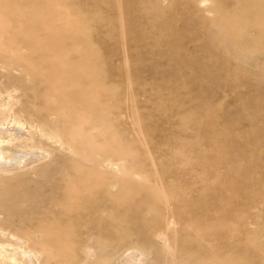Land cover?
I'll list each match as a JSON object with an SVG mask.
<instances>
[{"label": "rangeland", "instance_id": "1", "mask_svg": "<svg viewBox=\"0 0 264 264\" xmlns=\"http://www.w3.org/2000/svg\"><path fill=\"white\" fill-rule=\"evenodd\" d=\"M0 91L55 139L0 177L41 264H264V0H0Z\"/></svg>", "mask_w": 264, "mask_h": 264}, {"label": "bare ground", "instance_id": "2", "mask_svg": "<svg viewBox=\"0 0 264 264\" xmlns=\"http://www.w3.org/2000/svg\"><path fill=\"white\" fill-rule=\"evenodd\" d=\"M1 93L3 94V92L0 91V96L3 97L1 95ZM10 98H12V96ZM4 100H6V99H4ZM11 100L12 99H10V101ZM0 101H2V102H0V113H7V115H8V116H6L7 118L0 121V177H5V176H10V175L14 174L15 172H19L21 170L30 171L42 159L50 158L52 155L50 152L51 150L49 149V146L47 145L48 143L44 142V141L54 143L55 139L53 138V136L48 135L38 125L29 124L25 119H23L21 116L18 115L17 111L13 112L12 105H11V107L9 106L10 101L6 100V102H3V100H1V98H0ZM58 135L59 134H57V137H59ZM147 136L151 137V136H153V133H151V134L148 133ZM145 140L146 139L144 137L141 141L142 146H144V144H146ZM22 146H27V148L24 149ZM147 148H149V147H147ZM153 152H154V150H153ZM165 163H167V161H165ZM162 171L159 170V171L155 172L156 173L155 183L158 186L159 190H161L162 195H164L165 202L163 205L165 207L164 208L166 211L165 213L168 214V216H169L168 208H170L171 202L169 200L170 199L169 196L167 195V188L163 184L169 185V184L174 183V182H172V180H170L173 173H171V174L168 173V170H162ZM174 174L175 175H173V176H176L177 172H174ZM158 175H160V176H158ZM163 177L166 179L167 183L161 184V183L157 182V180H162ZM78 195L80 196L79 193H78ZM78 195L74 196L75 199L79 197ZM220 197H221V195L218 198H220ZM72 206L76 209V213H75V218H76L75 227L76 228L75 229L79 230L81 228V224H80L81 212H82L81 202L77 201L76 203L72 204ZM213 214H214V212H213ZM210 216H212V214ZM217 219H219V218H217ZM169 221L173 222V220H171V219ZM158 222L159 223L156 224L157 226L156 225H153V226L148 225L146 227L144 226L141 229L142 234H143L144 238L146 239V242H149L154 237H162L163 235L166 234V227L168 228L169 224L164 225L162 223V220H160V219ZM214 222L212 224L213 227H215L214 224L216 225V223H214ZM216 226H218V225H216ZM215 229H218V228L216 227ZM0 237L7 239L5 241L0 240V264H41V256L39 255L38 252H36L35 250H33L29 247H26L22 240L17 238L9 230L2 227L1 225H0ZM229 237L230 236H228V238ZM166 248H168V246ZM171 248L169 249L170 250L169 253L172 252L173 255H176L177 258L179 257V259L182 263L194 264L193 263L194 260L190 257L191 255L186 253L185 251H183L184 248H182V250H180L178 252L172 251ZM135 255H136V253H134V256ZM173 264H175V263L173 262Z\"/></svg>", "mask_w": 264, "mask_h": 264}]
</instances>
